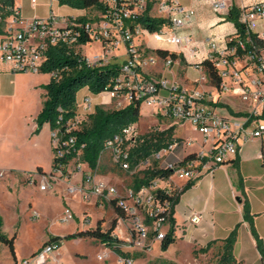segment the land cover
Instances as JSON below:
<instances>
[{"label":"built area","instance_id":"1","mask_svg":"<svg viewBox=\"0 0 264 264\" xmlns=\"http://www.w3.org/2000/svg\"><path fill=\"white\" fill-rule=\"evenodd\" d=\"M104 1L106 10L94 21L83 22L78 18L61 16L51 11L47 17H36L24 27L16 26L21 14L17 7L12 6L10 26L0 42V61L10 64L14 71L38 73L41 72L50 46L65 44L78 48L99 40L104 50L96 52L91 58L86 56V59L90 64L104 65L112 63L109 60L110 53L123 46L127 58L121 63L115 87L102 93L113 96L123 94L128 104L134 101L139 102L141 107L144 104L152 106L158 115L181 125L190 123L200 133L201 146L193 152V157L187 158L189 154L183 153L182 156L177 155L176 160L160 166L171 169L173 174L168 177L157 176L149 184L137 190L130 188L126 195H119L116 186L97 179L98 167L91 169L83 159L84 144L76 146L77 138L72 133L81 127L80 111L90 113L95 110L94 94L89 92L90 94L82 99L79 95L74 117L68 119L65 125L58 124L51 129V142L57 161L55 168L48 175L55 179H68L80 173L83 185L71 183L68 187L70 192L78 188L80 192L83 191L84 197L96 195L111 201L116 199L117 205L127 215L126 219H121L130 220L132 223L129 228L130 245H141L149 233L157 240H162L168 232V218L172 209L170 197L176 190H180L172 182L174 174L193 179L203 168L212 170L210 162L220 164L236 155L242 142L264 137V0H208L215 11L224 12L223 20L232 9H237L239 22L244 25V35L235 26V30L221 40L209 37V51L205 59L214 64L221 77L220 87L214 84L216 91H234L243 101L248 102L250 109L246 112L227 110L219 105L213 92L182 85L166 76L145 73L147 64L155 65L162 61L165 67L169 68L173 58H162L152 51V54L142 59L141 48L136 44L135 38L149 29L133 21L151 4L150 10L156 13L152 16L166 19L159 29L151 31L154 39L172 44L189 43L192 39L191 33H185L184 30L195 19L194 7L180 0ZM32 2L36 3V0ZM84 36L87 37V42L81 43ZM198 67L201 71L199 81L207 82L209 79L205 67L200 64ZM221 109H225V113ZM195 141L194 138L175 137L170 145L162 147L146 159L153 157L158 161L175 150L181 149L184 152L187 146L194 145ZM139 142L141 141L137 122L127 124L106 139L101 156L109 151L115 164L122 169L137 168L146 160L142 159L135 165H132L130 160L131 150ZM65 158L67 160L63 161ZM75 162H78L79 170L74 172L70 165ZM47 176L42 178L43 190L53 185ZM30 179L32 180V176ZM72 215L73 211L67 207L64 210V219L67 220ZM199 219L200 215L197 213L191 217L193 222ZM58 247L57 243L48 242L42 250L26 260L25 264H60L53 257ZM124 262L132 264L133 259L127 258Z\"/></svg>","mask_w":264,"mask_h":264},{"label":"rangeland","instance_id":"2","mask_svg":"<svg viewBox=\"0 0 264 264\" xmlns=\"http://www.w3.org/2000/svg\"><path fill=\"white\" fill-rule=\"evenodd\" d=\"M19 1L26 4L30 12L37 10L41 14V17H47L51 12L50 4L47 0H38L35 4L36 6H33L32 0ZM57 1L59 0H55V3ZM198 1L205 5L206 18L214 16L218 22L223 21L222 14L224 12L215 11L208 0ZM62 5H58L57 3L54 6L55 13L60 12L59 7H64ZM149 13L150 15L156 14L152 10ZM100 15V11L93 10L85 16L99 18ZM143 37L154 48L157 46H175L172 43L156 41L150 30H145ZM80 48L82 51L85 49L90 58L96 52L104 50L102 42L99 40H94L85 44V46H80ZM141 53L142 59H145L153 52L149 48H141ZM110 55V62L123 63L125 56L124 47L120 46L118 49H114ZM184 64L183 62L181 66L173 64L177 67L179 77L186 74V68L182 66ZM197 68L199 69V67ZM144 70L149 71L155 76H170L169 73L163 71L162 61H159L155 65L147 64ZM23 72L29 71L19 73L15 92L10 96L0 98V213L4 218L3 233L8 236L17 235L15 240V255H13L7 244H0V264H25L26 260L30 259L34 253L42 250L48 243L50 234H56L61 237L59 253L66 264H126L124 262L125 258L120 257L110 246L95 238L70 235L76 232L79 227L90 228L96 226L99 218H102V224L107 228L116 216L110 199L96 195H92L91 198L84 197L83 191L80 192L78 188L73 192L69 191L68 187H70L71 183L83 185L81 174L80 181L74 179L72 182V178L55 179L51 175H48L47 178L51 182L59 181L57 184H53L48 189L43 190L41 189L43 182L41 177H38L37 182L28 184L20 181L19 176H14L10 171L11 167L20 165L19 163L25 154L33 153L35 150H38L45 166L48 169L51 166L49 163L50 155L46 147V136L41 133V130L36 131V118L43 108L47 94L44 84L50 79L51 73L41 71L38 74H25ZM200 76L201 73H198V77ZM207 77L209 80L204 82V86L201 89L215 92L213 94H215L214 97L218 100L219 105L229 111L231 108L236 112L249 111L250 106L247 101H243L232 90L216 91L208 73ZM192 81L196 83L195 87H199V79ZM89 94L88 91H83L80 94V99ZM93 102L95 109L99 105L108 111L123 108L128 104L123 94L113 96L108 93L93 95ZM155 111V108L152 106L146 104L142 106V116L137 122L140 141H143L142 139L153 133H159L174 125V136L176 138H194L196 139L194 146L198 149L200 148L201 135L190 123L178 125L172 119L164 118ZM221 111L225 113V109H221ZM80 112L79 125L81 126L83 123L90 122V115L93 112ZM38 134L39 136L36 137ZM190 146H187V148ZM183 153L181 149H178L171 154L164 155L158 161H155L151 157L144 160L141 166L125 170L116 165L111 153L106 151L101 156L96 175L101 172V168H106V171H117L119 175H111L107 179V182L117 187L119 195H126L128 189L134 188L135 178L143 176L145 169L152 168L155 165L159 167L165 166L167 162L176 160L177 155L182 156ZM78 162L70 165V168L74 172L79 170L77 167ZM2 170L6 172L4 175H1ZM174 178L179 182L185 179V177L179 174H175ZM77 182L79 183L77 184ZM64 195L73 211L72 217L67 220L64 219V210L69 206H67L65 200L63 202ZM74 213L80 220L74 216ZM122 221V226L119 230L120 236L116 235L123 240L121 247L129 251L130 257L134 262L133 264H217L222 252L223 243L215 242L209 243L205 249L201 248L193 251L192 244L181 237L172 242L167 248H162L161 241H157L152 233L148 234L141 245H130L131 235L129 228L132 223L130 220ZM147 245L149 248H146ZM140 253H143V255ZM203 253H208L207 258H204V256L197 257Z\"/></svg>","mask_w":264,"mask_h":264},{"label":"crops","instance_id":"3","mask_svg":"<svg viewBox=\"0 0 264 264\" xmlns=\"http://www.w3.org/2000/svg\"><path fill=\"white\" fill-rule=\"evenodd\" d=\"M180 1L186 5L194 7L196 10L193 23L184 30L185 33H191L192 39L189 43L174 44V47L157 46L154 48L150 42L145 40L143 37L144 33L137 36L135 38V42L138 46H140V48H149L152 51L157 48H164L182 54L185 57V60L181 61L180 58L173 59V64H176L175 66H181L182 62L185 63L182 65L186 68L185 75L179 77L177 74V67H175L173 64H171L169 68L165 67L163 64V71H166V73L170 74V76H166L169 79L175 80L178 83L188 87H195L196 83H193L192 80H198L200 78L198 77V73H201V71L197 67L198 64L206 58V55L209 51L208 38L213 37L221 40L225 35L232 33L235 30V24L227 19L218 22L214 16L206 18L205 5L201 4L198 0ZM37 2L38 0H36V3ZM47 2L50 4L51 11L53 12H55L54 6L57 3L58 5H61L59 1L55 3V0H47ZM36 3H33V6ZM14 6L19 8L21 14L20 21L16 23L17 27H24L32 19L41 17V14H39L37 10L34 12L28 11L26 4L20 2L19 0H14ZM62 6L64 7H59L60 12L56 14L65 17H81L91 12L89 9L76 8L69 4H63ZM10 21L11 17L9 15L5 19L4 24L2 26L0 25V42L3 40L7 28L10 26ZM82 52L88 56L85 49ZM126 58L127 56L125 54L123 60L125 61ZM20 72L22 71H14L11 69L10 64L0 61V98L4 96H10L15 92L17 85L16 81L18 80ZM23 73L38 74L39 72ZM145 73L153 75L149 71H145ZM13 81L14 83H12ZM198 83L199 88L204 86V83L199 81ZM230 111L236 112L232 108ZM177 124L181 125L179 123ZM51 129L52 128L48 123H46L41 129V133L43 135L45 134L47 140L46 147L50 155V168L48 169L45 166L44 162L41 160V155L39 154L38 150L33 151V153H27L21 159L19 163L20 165L10 168V171L14 176H19L20 181L32 184L37 182L38 177L43 178L44 176H47L51 173L54 161V150L51 142ZM38 136L39 134L36 135V137ZM194 145L186 148L184 155L198 150V148ZM263 150L264 137L253 138L242 142L241 148L236 155L231 156L228 160L220 164H214V162H210L209 165L212 167V170L209 168H203L200 174L193 179H187L185 177L183 181L179 182L175 180V174L172 176V182H174V184L179 187L180 190L183 189L190 180L194 181L191 186L187 187L181 192L180 199L175 205L174 217L176 219V239L180 237L184 238L192 244L193 251H195L197 249L206 247L209 243H223L224 240L230 235L231 231L237 227V239L234 245V255L237 260L235 264H264V258L257 245V238L253 234L251 227L252 222L258 236L262 240V246L264 250ZM100 161L101 157L99 163ZM40 167H42L45 173L38 171ZM105 169L101 168V172L97 175L99 179L107 181L111 175H119L117 171L112 172L106 171ZM5 173V170L1 171V175H4ZM30 176H32V180L27 182V179L30 178ZM80 176V173L74 175L71 179V182L74 179L80 181ZM58 181L53 182V184H57ZM78 183L79 182H77V184ZM64 200L66 201L67 206L70 207V205L67 203L65 195L63 202H65ZM246 206L248 207L249 217L245 215ZM115 213V217H117L118 214L116 211ZM194 213L200 215V219L197 222H193L191 220V217ZM74 216H76L75 213ZM76 217L80 220L78 216ZM99 220L102 222V218H99L98 221ZM122 222L123 221L121 218H118L117 226L113 232L114 234L119 235ZM102 227L106 229L103 224ZM81 229L87 228L79 227L77 230ZM52 235L56 234H50L49 239ZM60 247L61 245L55 250L53 257L58 263L66 264L64 259L60 257ZM207 255L208 253H203L197 257L204 256V258H207Z\"/></svg>","mask_w":264,"mask_h":264},{"label":"trees","instance_id":"4","mask_svg":"<svg viewBox=\"0 0 264 264\" xmlns=\"http://www.w3.org/2000/svg\"><path fill=\"white\" fill-rule=\"evenodd\" d=\"M59 2L61 4H69L76 8L89 9L91 11L97 10L101 13L105 12L107 7L104 0H59ZM12 6H14V0H0L1 26L4 24L7 16L11 14ZM151 6L152 5L149 4L146 11L138 15L133 23H140L150 31H155L166 22V19L150 15ZM17 9L19 10V8ZM96 19L97 18L87 16L78 18L79 21L83 22L94 21ZM226 19L232 21L240 32L243 35L245 34L244 25L239 22V11L237 9H232ZM80 42L86 43L87 37H82ZM154 51L162 58L170 56L173 59L180 58L181 61L185 60V57L176 51L164 48H157ZM199 64L205 67L212 82L220 87L222 80L214 64L208 59H204ZM121 66V63H107L104 65L90 64L80 47H68L65 44L50 46L47 51V58L41 67V71L51 73V79L48 83L44 84L47 94L43 108L36 118V131H40L46 123L50 124L51 128H55L58 124L62 126L65 125L66 121L76 114L77 100L83 91L86 90L94 95H98L103 91L113 90L115 87V80L120 74ZM141 116V105L139 102L132 101L125 107L113 111H108L99 105L96 106L95 111L90 115V122L83 123L79 129L72 132L77 138L76 146L84 144L83 159L89 164L91 169L95 170L99 166V160L106 139L119 132L125 125L138 122ZM174 139V125L168 127V129L164 131L153 133L144 138L143 141L131 150L130 160L132 165L137 164L142 159L150 157L162 147L170 145ZM193 156L194 153H190L186 157L191 158ZM66 160V158L63 159V161ZM56 161L57 157L54 156L53 169L55 168ZM38 171L45 173L42 167H40ZM143 172V176L135 178L134 189L136 190L143 185L149 184L150 181L157 176L168 177L173 174L171 169L159 167L157 165L145 169ZM30 180L31 179L28 178L27 182ZM193 182L194 181L190 180L183 189L179 191L176 190L174 195L170 197L172 209L168 218L169 229L165 238L161 240L162 248H167L176 240L175 205L180 199L181 192L191 186ZM111 202L118 216L112 220L108 228L104 229L101 220H99L96 227L77 230L70 235L93 237L107 246H110L120 257L125 259L131 258L129 251L121 247L123 240L113 233L117 226L118 218L126 219V212L117 205L116 199H113ZM245 215L249 217L247 206L245 207ZM3 225L4 218L0 213V244H7L13 255H15V240L17 235L8 236L4 234ZM251 227L253 234L257 238L258 248L264 258L262 240L258 236L252 222ZM236 239L237 227H235L224 240L222 252L218 258L217 264H235L237 262L234 255ZM48 242H55L60 246L61 237L59 235H52ZM146 248H149V246L147 245ZM202 249H205V247ZM140 254L143 255V253Z\"/></svg>","mask_w":264,"mask_h":264}]
</instances>
